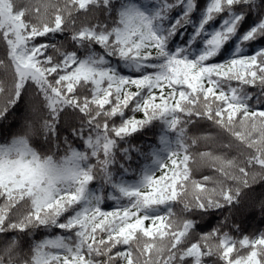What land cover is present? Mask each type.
Listing matches in <instances>:
<instances>
[{"label":"snow or ice","instance_id":"6c2138e0","mask_svg":"<svg viewBox=\"0 0 264 264\" xmlns=\"http://www.w3.org/2000/svg\"><path fill=\"white\" fill-rule=\"evenodd\" d=\"M150 3L151 11L131 0L119 7L113 0H0V120L29 96V117L0 144V264H264V232L235 238L222 230L230 223L242 231L238 215L264 214V192L254 195L264 187V48L243 51L264 38V0H210L191 39L175 51L168 43L192 22L198 0ZM178 7L182 15L164 27ZM97 12L112 23L77 24ZM257 13L232 56L210 63ZM218 18L219 27L206 31ZM58 33L70 34L73 50L36 42ZM205 36L193 56L192 45ZM113 60L138 75H123ZM62 113L79 120L72 134L84 150L65 137L62 157L42 154L33 141L59 150ZM156 120L173 135L160 136L161 147L145 153L151 164L126 183L116 173H128L120 159L132 157L128 149L118 157L121 142ZM199 121L215 131L190 135ZM201 142L223 151H193ZM201 168L214 175L196 179ZM106 198L113 210L102 209ZM196 213H220L223 221L192 242L198 224L185 214ZM40 229L68 235L25 253L23 237Z\"/></svg>","mask_w":264,"mask_h":264},{"label":"trees","instance_id":"16d2710c","mask_svg":"<svg viewBox=\"0 0 264 264\" xmlns=\"http://www.w3.org/2000/svg\"><path fill=\"white\" fill-rule=\"evenodd\" d=\"M116 7H119L122 0H113ZM132 3L138 4L141 7L145 8L148 11H151L153 5L150 3V0H131ZM210 0H198V9L192 13L191 23L179 28L176 34L171 38L168 43V48L172 51H175L177 48L184 46L187 42L191 39L193 33L196 31V28L199 26L201 19L203 18L204 8ZM183 8L178 7L171 11L167 20L164 22V27L171 26L175 23L177 18L182 15ZM258 13L255 15H249L244 23L240 26L239 31L236 35L224 46L226 51L223 52L222 56L216 57L212 62H220L222 59L227 60L236 50L237 42L240 40L241 36H243L257 21ZM96 22H103L111 24L112 21L108 18L107 13H100L97 12L94 14L93 17L84 18L80 16L77 20V24H90ZM220 19L218 18L216 21L212 22L210 25L206 26V31L211 32L212 30L219 27ZM70 34H56L55 36H48V37H39L37 38L36 42H48V43H55L58 46H62L64 50H73L74 45L70 40ZM207 37H201L197 39L196 43L192 45L191 54L195 56L196 54L200 53L203 50V40ZM264 48V38L254 41L244 48V54L251 55L255 53L258 49ZM83 51L82 49L80 50ZM97 52H102L99 47H96ZM49 54L53 55L54 57L58 56L52 49H49ZM2 55V52H0ZM112 64L114 67H118L123 75L126 76H133L138 75L134 71L130 70L126 66L121 65L118 61L113 60ZM135 91V89H132ZM31 90H29L30 92ZM251 92H255V89H249ZM29 96H25L21 102H19L14 108H12L6 119L0 120V144L2 143H10L11 139L15 134L20 131L21 125L24 123V120L29 117V106H28ZM135 116L136 119H142L143 113L136 112L132 113L126 110V116ZM117 122H118V118ZM79 120L73 119L70 115L66 116L64 113L61 114V122L57 125V143H59L60 148L57 150L55 147V143L49 148L48 145L44 144V141L41 140H34L33 144L37 147H40L42 150V154H53L55 158L62 157L65 154V149L68 147L64 143L65 137L68 138V143L72 145V147L76 148L77 150H84L83 142L73 136L72 128L73 126L79 127ZM215 129L211 128L206 121H199L195 125L189 126V134L190 135H203L207 132H214ZM169 135L171 137L173 134L170 132H166L164 125L161 124L159 120L153 121L146 129L141 130L140 132L133 133L131 136L127 138V142H121L120 152L118 153V157L123 156V150L128 149L129 155L132 157L131 161L126 159H120V163H123L125 167L129 168L128 173H124L123 170L117 171V176L119 179H122L126 183H133L135 182L143 170L145 165H150L151 160L145 159V153L150 152L152 149H159L160 145V136L162 135ZM85 135H87V131H85ZM55 139V138H54ZM205 150H212L217 154H220L223 150L219 149L215 145H208L204 142H201L196 149L193 151H205ZM230 155H236V153H230ZM117 165V169H118ZM159 175V173H157ZM203 175H214L211 169L208 168H201L199 170L194 171V176L196 179H201ZM93 189L99 187V184L93 182L90 185ZM110 189H105V196L107 193L110 192ZM264 192V187L256 186V193L254 195H259V193ZM116 207L114 201L105 199L102 209L104 210H113ZM181 206H177L176 211L178 216L180 215L179 208ZM189 215L191 218L195 219L198 224V229L196 235L192 237V242H195L201 233L209 232L212 229L221 225L223 221V217L220 213L214 214H204L200 215L199 213L196 214H185ZM225 216L228 213L225 211ZM236 222L241 226L242 231H235L231 229V225L223 227V231L230 232V234L235 238H240L242 235L246 234L250 237L258 234L260 232H264V214H261L258 209L254 211H249L244 213L243 215H238L236 217ZM9 238L14 235L13 233L6 234ZM57 235H68V233L62 232L59 229H40L35 232H30L26 236L23 237V250L25 253L30 251L31 245L35 242H39L45 238L55 237ZM3 237H0L2 240ZM115 251V250H114ZM211 261L214 258H205Z\"/></svg>","mask_w":264,"mask_h":264}]
</instances>
